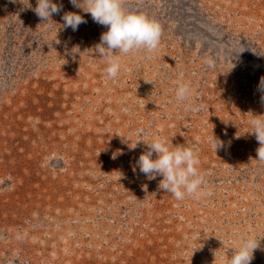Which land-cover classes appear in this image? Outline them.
<instances>
[{
  "label": "rangeland",
  "instance_id": "obj_1",
  "mask_svg": "<svg viewBox=\"0 0 264 264\" xmlns=\"http://www.w3.org/2000/svg\"><path fill=\"white\" fill-rule=\"evenodd\" d=\"M54 2L61 11L49 29L37 0H0V264H225L222 233L236 222L264 228V176L238 184L244 200L227 192V205L220 187L217 199L207 187L200 199L177 200L159 188L161 176L149 180L136 167L147 145L131 147L145 130V142L198 145L204 179L231 178L224 164L264 171L249 123L264 115V0H124L162 34L154 52L122 54L115 80L89 54L106 26L70 0ZM69 11L85 17L76 31L63 27ZM173 55L179 66L161 69ZM148 58L159 71L140 80ZM150 77L162 92L151 99L174 105L154 125L134 104L136 85ZM179 82H191L204 111L176 101ZM214 135L224 142L217 152ZM256 257L264 264V250Z\"/></svg>",
  "mask_w": 264,
  "mask_h": 264
},
{
  "label": "clouds",
  "instance_id": "obj_2",
  "mask_svg": "<svg viewBox=\"0 0 264 264\" xmlns=\"http://www.w3.org/2000/svg\"><path fill=\"white\" fill-rule=\"evenodd\" d=\"M70 2L83 12L90 13L94 22L106 26L107 30L101 34L100 42L89 48L92 50L89 54L106 62L105 72L109 78L115 80L119 76L122 54L126 56L139 50L149 53L157 50L162 34L160 24L144 13L126 11L123 6L124 0H70ZM34 11L51 29L52 25L48 22L53 21V14L59 13L61 6L54 0H37ZM62 19L63 27H71L73 31L78 30L80 24L86 23L85 17L74 11L65 12ZM72 52L80 53V47L74 46ZM258 87L264 93V77L261 78ZM175 98L186 110L194 112L205 110L204 105L195 102L191 82H179L175 89ZM261 99L264 100V95ZM249 123L250 133L255 134L260 143L257 149L258 158L264 160V115L252 114ZM145 135L151 134L140 130L135 146L131 147L136 148L141 141L147 145V151L143 152L136 162L139 171L149 180L161 176L159 188L177 200H184L186 197L200 199L205 194L202 189L205 180L199 169L198 145L173 142L170 144L167 138L160 136L145 142L143 138ZM209 142L216 152L218 148L224 146V142L215 135ZM259 247L260 240L238 234V242L230 248L232 251L226 264H251L254 252Z\"/></svg>",
  "mask_w": 264,
  "mask_h": 264
},
{
  "label": "built area",
  "instance_id": "obj_3",
  "mask_svg": "<svg viewBox=\"0 0 264 264\" xmlns=\"http://www.w3.org/2000/svg\"><path fill=\"white\" fill-rule=\"evenodd\" d=\"M187 26L191 25V23H186ZM185 27V26H184ZM204 29H206V26L203 27ZM191 33H193V31H191ZM207 38L206 42L214 41L216 38L215 37H208L205 36ZM150 57V56H149ZM154 59V57H153ZM191 58L189 56H186L184 58V60L186 61H191ZM182 58L179 56H174L171 58V60H166L164 62H161V66L160 68L163 69L164 71L167 72H171L170 68L171 65H176L180 64L179 61H181ZM143 64H139L138 66L141 67L142 65L144 66L145 64L147 65L148 70L144 71L143 73H138L140 80L142 79L143 76H153V73H155L157 69L155 63H152L151 61H149V58L146 59V61H143ZM175 67L176 70L173 71L174 73H179L182 74L183 71L182 69H180L179 67ZM159 68V69H160ZM209 70V69H207ZM206 67L203 69V71H207ZM159 71V70H158ZM200 71H193V73L198 74ZM157 81H155V78L150 77L147 78L145 81H143V83H140L138 85H136V91H139L140 93H142V95L138 98V100L134 101V104L139 107V108H147L148 113L151 115L152 114V119H148L150 121L151 124H156V122L159 120H165V118H167L169 114V112L167 113L166 108L170 107V106H174L173 102L170 100L167 103H162L161 101L158 100H153L151 99V97L157 95V96H162V92L159 91L156 87ZM169 105V106H168ZM159 128H161V126L159 125ZM264 161V160H262ZM260 162V166L262 168H264V163ZM222 169H224L223 171H231L232 172V176L231 178L226 177L225 175L224 177H220V179H204L205 183L202 185V189L204 190L205 188L209 187L210 190L207 191L206 194H208V196H212L213 198H218L220 196V192L221 191V201L222 203L225 202L227 205V202H233L232 200L229 199L228 195H226V193H230L232 192L234 194V197L236 196L238 199H242L244 200L243 194H241V191L239 189L238 184H241L243 187L246 186L248 184V180L249 178H251L253 181L257 180L258 178H261V175L264 176V171L259 168V167H250L248 165L244 166V167H240V165L238 166L237 164H233V165H227L224 164L222 166ZM214 172H216V170H214ZM255 172V177H252V174L254 175ZM222 175V174H221ZM220 187L221 189H219V191H217L215 188ZM242 189V187H240ZM204 192V191H203ZM205 196V195H203ZM230 221V219H229ZM236 225V226H235ZM218 232V231H215ZM254 230L250 229V228H246L245 226L241 225L240 222H236L232 225V228L228 229V233L226 235H224L222 233V235L220 236V240L222 242V251H223V256L224 258H228V256L231 255V251L230 248L234 247L237 242H238V234L239 235H245V236H252L254 235L257 240H260V247L258 249L255 250L254 252V259L251 261V264H255L257 262V257H256V253L259 252L260 250H264V228L260 229L258 232L253 233ZM234 235V238H233ZM216 249L219 250V253L221 252L220 248L215 247L214 245H211V252L212 253H216ZM227 249H229L227 251ZM205 263L204 264H218L217 260L214 259H204L203 260ZM226 264V261H225Z\"/></svg>",
  "mask_w": 264,
  "mask_h": 264
}]
</instances>
